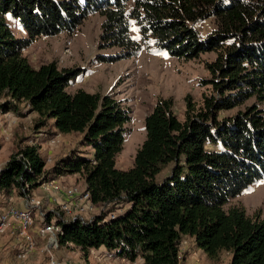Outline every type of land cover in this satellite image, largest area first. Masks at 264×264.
<instances>
[{"label": "trees", "instance_id": "obj_1", "mask_svg": "<svg viewBox=\"0 0 264 264\" xmlns=\"http://www.w3.org/2000/svg\"><path fill=\"white\" fill-rule=\"evenodd\" d=\"M93 14L102 18L100 48L121 50L112 61L144 50L186 61L214 54L205 92L184 98L182 118L170 98L145 116L144 140L125 170L116 158L129 111L109 94L68 92L76 72L55 62L34 68L23 55L35 39L72 34ZM207 20L213 28L202 37L196 25ZM13 24L27 38L16 37ZM19 104L36 114L35 130L78 135L83 151L46 169L39 146H19L0 170V194L78 175L100 208L90 222L64 224L59 248L184 264L180 245L192 238L212 261L227 253L228 264H264V218L230 205L264 180V0H0V113L21 115Z\"/></svg>", "mask_w": 264, "mask_h": 264}, {"label": "rangeland", "instance_id": "obj_2", "mask_svg": "<svg viewBox=\"0 0 264 264\" xmlns=\"http://www.w3.org/2000/svg\"><path fill=\"white\" fill-rule=\"evenodd\" d=\"M131 3L128 9H131ZM102 18L93 14L87 17L72 34H59L54 37H40L35 39L25 49L23 55L31 66L55 62L59 69L76 72V77L67 88L70 93L82 89L88 93L111 95L129 111L130 121L125 126L122 151L116 158L119 169H128L133 164L135 153L145 137L144 118L152 112L159 99H172L173 111L183 117L185 110L184 98L190 95L199 101L205 88L201 82L208 78L205 62L214 59V54H204L198 59L182 60L171 57L166 51H141L137 56L112 61L111 58L121 53L119 48H100ZM213 28L211 21H203L196 25V30L205 37ZM12 31L18 38H27L25 31L18 25H12ZM131 37L138 39L136 27H131ZM21 115L15 112L0 113V170L6 165L9 157L19 146L35 144L39 146L41 155L46 160V169H51L58 161L75 150L83 151L80 147L79 136L75 134L61 135L55 133L51 127L41 130L34 129L36 114H27L25 104L17 106ZM169 165L159 176L163 179L169 175ZM62 185H75L84 189V182L78 176L59 179ZM13 192V203L21 207L22 194ZM30 194L40 199L44 210L58 209L60 194L46 195L37 187ZM61 201V200H60ZM230 205L242 206L250 216L260 213L264 218V180H260L241 195L232 199ZM96 207L89 219L99 214ZM124 209H119L120 214ZM36 250L23 259L17 258L19 238L17 234L7 232L0 235V264H47L46 253L41 251L44 241L33 233ZM187 238L183 247L184 264H228L229 255L222 253L218 260L208 259L201 250L196 248L194 239ZM56 259L67 260L71 264H132L113 258L104 249L92 250L88 257L73 246L59 248L53 251ZM140 261L133 263L139 264Z\"/></svg>", "mask_w": 264, "mask_h": 264}, {"label": "built area", "instance_id": "obj_3", "mask_svg": "<svg viewBox=\"0 0 264 264\" xmlns=\"http://www.w3.org/2000/svg\"><path fill=\"white\" fill-rule=\"evenodd\" d=\"M61 178L44 181L38 186L46 195L60 194L58 209L51 212L45 211L42 201L30 194L31 190L27 184L22 188L21 207L14 205L13 192L9 195L0 194V235L7 232L17 234L18 259L24 260L29 253L36 250L33 236L35 233L44 241L41 251L46 253L47 264H71L67 260L56 259L53 255V251L59 249L62 226L69 222H90L93 217L89 219V214L94 213L96 206L92 204L85 189L80 190L75 185H62L59 182ZM186 240L187 238L181 242V252L187 243Z\"/></svg>", "mask_w": 264, "mask_h": 264}, {"label": "crops", "instance_id": "obj_4", "mask_svg": "<svg viewBox=\"0 0 264 264\" xmlns=\"http://www.w3.org/2000/svg\"><path fill=\"white\" fill-rule=\"evenodd\" d=\"M73 176H75V175H73ZM71 176H67V178H70ZM61 179H64V177H62ZM84 189H85V185H84ZM188 240H190L189 238H188ZM190 241H192V240H190ZM191 264H198V263H191Z\"/></svg>", "mask_w": 264, "mask_h": 264}]
</instances>
